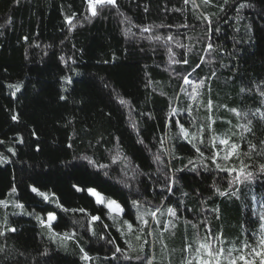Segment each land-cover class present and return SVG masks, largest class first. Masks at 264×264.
Segmentation results:
<instances>
[{
    "label": "trees",
    "instance_id": "obj_1",
    "mask_svg": "<svg viewBox=\"0 0 264 264\" xmlns=\"http://www.w3.org/2000/svg\"><path fill=\"white\" fill-rule=\"evenodd\" d=\"M196 4L193 8L183 0H118V8L101 7L91 23L78 24L69 32L65 15L76 12L77 20L89 15L83 0H20L19 4L0 0V24L12 21L0 28V140L4 141L0 155L9 161L0 164V199L24 205L23 209L0 206V231L5 232L0 236V264H137L135 259L125 261L107 243L110 238L127 255L135 256L138 253L126 242L139 248L143 241H137L136 235L148 240L145 252L153 264H185L187 259L196 264L195 248L207 235L205 226L220 236L225 248H240L264 234V173L259 171L264 164V97L260 95L264 90V0H229L228 4L213 0L209 5L196 0ZM240 4L248 6L239 8ZM201 15L211 19V31L206 21L197 19ZM182 24L189 27H178ZM146 26H152V31H141ZM157 35L162 39L156 40ZM169 35L173 41H167ZM175 41L186 47H177ZM208 43L214 46L211 53ZM182 55L189 65L171 63ZM200 58L204 63L192 72ZM65 76L72 77L71 85L64 82ZM184 76L194 81L210 77L196 101L184 91H191ZM148 81L151 84L146 87ZM9 84L21 85L15 97ZM61 95L67 99L61 100ZM121 97L128 103L121 105ZM208 99L214 101L211 112L205 108ZM189 106L191 115L184 111ZM173 108L179 114L170 118ZM13 114L18 121L11 120ZM209 116L215 120L214 130L208 129ZM170 119L182 120L190 134L203 125L206 143L212 137L230 136V142L240 145L239 155L218 163L237 169L246 165L245 172H252V178L229 187L228 181L237 173L204 171L203 165H214L177 138L179 129L169 124ZM21 138L24 143L19 142ZM249 142L256 145L254 150ZM173 147L178 158L168 154ZM203 150L208 156V150ZM85 156L95 166L81 158ZM185 165L195 166L196 171H176ZM165 174L174 180L168 184L171 192L166 191ZM13 185L17 193L9 197ZM73 185L95 188L116 200L129 221H136L131 200L138 199L140 212L157 211L160 224L147 215L149 226L144 233L139 221L133 225L135 231L128 232L126 226L114 224L108 210L87 191L77 192ZM32 186L55 193L65 208L101 216V221L91 224L96 234L89 230L88 215L58 209L33 193ZM217 188L236 194L219 196ZM167 207H178V219L165 229L173 219ZM48 212L57 216L56 233L74 232L76 238L53 241L52 233L36 219L37 215L46 219ZM5 216L15 232L3 227ZM105 224L109 227L104 228ZM153 230V235L147 234ZM188 244L192 251L183 252ZM81 247L90 260L80 258Z\"/></svg>",
    "mask_w": 264,
    "mask_h": 264
},
{
    "label": "snow or ice",
    "instance_id": "obj_2",
    "mask_svg": "<svg viewBox=\"0 0 264 264\" xmlns=\"http://www.w3.org/2000/svg\"><path fill=\"white\" fill-rule=\"evenodd\" d=\"M15 2L17 4H19L20 0H15ZM83 2L86 4V11L89 13V15H83V19L82 20H77V14L76 12H72L70 15H65L64 16V22L68 27V31L71 32L73 29H75L77 27V25H82L84 22H88L91 23V19L98 16L99 15V11L98 9L104 6H111L113 8H118V0H83ZM202 4L204 5H209L211 3H213V0H201ZM183 3L185 5L188 4H192L193 8L198 7V5L196 4V0H183ZM229 0H224V4H228ZM219 6V5H218ZM248 5L245 4H240L239 8H244L247 7ZM220 10L223 12L225 11V9L222 6H219ZM145 12L148 11V8L145 7L144 9ZM175 11H182V9H175ZM237 11H239V9H237ZM197 19H201L202 21H206L208 23V30L211 31L212 30V21L208 16H198ZM75 21V22H74ZM12 21L11 19H8L4 24H0V28L5 27L7 24H11ZM163 25H156L155 27L159 28L162 27ZM170 27V26H169ZM178 27H189L188 24H182L179 25ZM141 31L143 32H151L152 31V26H146L143 27L141 29ZM216 31L218 32L219 29L217 28ZM3 33L0 32V35H2ZM156 40H161L162 37L157 35L154 37ZM23 39L25 41L28 40V37L25 36L23 37ZM167 41H173L174 37L169 35L167 38ZM177 47H186L185 45L180 44L179 41H175ZM37 47H39V45H36ZM214 46L212 43H208L207 44V50L209 51V53H211V51L213 50ZM191 50V49H189ZM169 53L172 52V49L169 48L168 49ZM69 59H71V57H69ZM60 60L62 62H65V58L63 56L60 57ZM73 63H75V61H73ZM105 63H107V61H105ZM172 64H184V65H189L190 61L188 59L182 58L181 60H171ZM204 63L203 58H200V62L196 63L194 67H192V72H196L197 69L201 68V65ZM208 63H211V60L208 61ZM192 72H189V76L192 74ZM212 75H215V73H212ZM64 80V82L66 84L71 85L73 83L72 77L71 76H65L62 78ZM207 79H210V77H205V79H200L198 81H194L192 79H189L188 76H184L183 77V82L185 85H188L191 87V91L188 92L187 89H184L185 92H187V95L193 100L196 101L198 99V97H200L202 95L201 93V89L205 88V82ZM151 81H148V83L145 85L146 87L150 86ZM107 87V84L105 85ZM9 88L14 89L11 93V95L13 97L16 96V94L18 92L21 91V85L20 84H9L8 85ZM64 91H67V89L65 88ZM243 91V89L241 90ZM260 95L262 97H264V90H262L260 92ZM61 100H65L67 99L65 96L61 95L60 96ZM120 104L124 105L127 104L128 101H126L125 99H123L122 97L120 98ZM205 108L208 112H211L214 108V101L212 99H208L205 103ZM185 112H187L189 115L192 114V109L191 107H187L184 109ZM230 111L235 112L236 109H230ZM259 111V109H258ZM178 111L177 109L173 108L171 109L170 112V118H174L178 115ZM255 115V113H254ZM11 120L12 121H18L19 117L18 115H11ZM209 120L211 121L208 124V129L209 130H214L212 129V125L215 124V120H213L211 118V116H209ZM251 123V122H249ZM169 124L172 127H177L179 129V132L177 133V138H182L183 140H185L188 144L191 145V147L195 150L196 153L199 154V156L203 159H207L208 161H210L211 165H214V168L210 167L209 165L205 164L203 165L204 167V171L206 172H212V171H216L218 173H227L229 176L232 175V173H237L235 176L232 177L231 180L228 181V186L229 187H233L234 185L238 184L241 182L242 178L243 180H250L253 176V173L248 171L245 172L246 169V165L241 167L240 169L234 168V167H226L225 165L218 163V161H229L233 156H237L239 155V149H240V145L234 142H230L231 141V137L228 136L226 138H221V137H212L210 140V143H206L205 142V138L204 136L201 134L204 131V126L201 125L200 128L197 130L196 133H189V131L185 128L184 123L182 120L179 119H170L169 120ZM245 127L247 131L249 132H253L252 128H247L246 126H242ZM32 135H36L35 132L32 133ZM71 139V138H70ZM173 137L172 136H168V140H172ZM20 143H24L23 138H21L19 140ZM139 143L143 144V140L138 141ZM161 144H164L165 141L163 138L160 139L159 141ZM4 141L0 140V144H3ZM261 143H264V141H261ZM250 147L254 150L256 145H252L250 142ZM219 146H223V147H219ZM69 148L73 147L72 144L68 145ZM203 149H207L208 150V156H205V152ZM9 152H12L13 155H15V151L12 148H8L7 149ZM37 151H39V146H37ZM221 153H223V155H221ZM169 155H173L174 158H178L175 157V153H174V147L171 151H169L168 153ZM247 155V154H246ZM82 159H86L88 160V163L91 165L95 166V162L92 161L91 159H89L88 157H81ZM203 159L201 160V163L203 164ZM155 160L157 162H161V157L159 155L155 156ZM8 159L6 157H4L3 155H0V164L2 163H8ZM115 162V161H114ZM189 164H193V161L190 159L189 160ZM99 167L101 168H106L107 165H100ZM166 167V166H165ZM185 169H187L188 171H192L195 172L196 171V167L193 166L192 168H188L187 165H185L184 168L182 169H176V171H184ZM259 171L261 173H264V164H261L259 167ZM105 175H107V173H105ZM166 175V191L171 192L172 188L170 186H168L169 182L174 183V180H170V178H167V174ZM74 189L77 192H82V191H87V193L94 198L95 203L97 205L103 206L104 208H106L108 210V217L110 219H112L115 223H120L124 226L127 227L128 232H134L135 229L133 227L134 223L136 221L141 222V224L143 225V227L140 228V232L144 233L145 229L148 228L149 226V221L147 219H145V215H149L153 218V220H155V222L159 225L160 221L157 218V211H152V212H147V213H141L140 209H141V201L138 199H133L131 200V206L132 208H135L137 210V215H136V221H129L128 219H124V216L126 215L125 213V209L124 207L118 203L116 200L113 199H108L106 197H104V195L101 192H98L95 188H81L77 185H73ZM31 191L33 193H35L36 195L40 196L43 198V200L45 202H51V203H55L56 207L64 212H81V213H85V215L89 216V230L93 232V235H95L96 233L94 232L93 229H91V224L97 221H101V216L99 215H90L87 213V211L85 209H68L65 208L62 204L59 203L58 199L55 197V193H49V192H44L41 191L39 188L32 186L31 187ZM17 193V188L15 185H13L9 191V193H7V196H12L13 194ZM216 193L219 196H226V195H232L234 196L236 193L235 191L231 192V193H227L224 191H221L219 188L216 189ZM14 206L20 209L24 208L23 204L20 203H16L13 202ZM0 206L7 208L8 207V199H0ZM215 211V210H214ZM166 212L168 214V216L172 217L173 219L169 220L167 222V225H165V229H167L168 225H173L174 224V220L178 219V207H167L166 208ZM16 213H13V215H15ZM29 215H31V213H28ZM161 215H163V213H160ZM36 219L39 221V223L47 228L49 230L50 233H52L51 235V239H53V241L56 240L57 237H59L61 239V241H66V240H74L76 238V234L74 232H65L63 234L61 233H56L53 229V222H55L57 220V216L55 214V212H48L46 219L42 218L41 216L37 215ZM264 219V218H262ZM203 223V222H201ZM3 227L5 228V230L7 232H15L16 229L14 227H10L8 225V220H7V216H5L4 218V223H3ZM104 228L109 227V225H103ZM193 228H196L197 225L192 224ZM207 229V235L205 238H202L199 242L198 247L195 248V257L194 259L196 260V264H264V234H261L260 238L258 241L253 242V243H249V242H244L242 247L240 248H225L223 247V240H221L220 236H216L213 235L211 232V229H208L207 226H205ZM117 231H119V228L117 229ZM155 230H153L152 232H148V235H153ZM5 235L4 231H0V236ZM121 235H124V233H121ZM136 240L137 241H143L139 248H135L132 246L131 243H128V248L131 249V251L133 253H138L135 256H130L127 255L124 252V249L122 247H120L118 244H116V241L112 240V239H108L107 243L114 245L115 247V252L116 253H121L123 255V259L125 261H132L133 259H135L137 261V264H153V260L150 259L148 257V254L145 252V245H147L149 242L147 239H144L143 235H136ZM101 239H104V237H101ZM217 241H219V246L217 245ZM163 247H166V245H162ZM0 251H2V249H0ZM80 253H81V259L84 261H88L91 259V257L89 256L88 252L84 250V248H80L79 249ZM183 252H189L192 251V245L188 244L184 249H182ZM45 255H47V253H45ZM113 258H116L115 256ZM185 264H192V260L191 259H187L185 260Z\"/></svg>",
    "mask_w": 264,
    "mask_h": 264
},
{
    "label": "rangeland",
    "instance_id": "obj_3",
    "mask_svg": "<svg viewBox=\"0 0 264 264\" xmlns=\"http://www.w3.org/2000/svg\"><path fill=\"white\" fill-rule=\"evenodd\" d=\"M89 195V194H88ZM90 196V195H89ZM93 198V197H92ZM94 199V198H93ZM95 201V200H94ZM10 208H17V207H15L14 206V203H13V201L10 199V198H8V207H7V209H10ZM19 209V208H18ZM11 212V211H10ZM25 214V213H24ZM23 215V214H22ZM26 216V215H25ZM47 217V216H46ZM145 219H147V215H145V217H144ZM54 223V222H53ZM140 225H141V227H143V225L141 224V222H140ZM262 228H263V230H264V221H263V225H262Z\"/></svg>",
    "mask_w": 264,
    "mask_h": 264
}]
</instances>
